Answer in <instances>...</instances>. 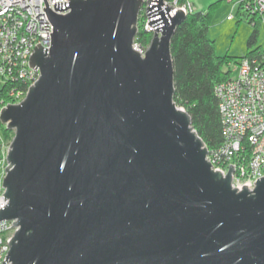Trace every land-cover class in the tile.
Masks as SVG:
<instances>
[{
	"label": "water",
	"instance_id": "water-1",
	"mask_svg": "<svg viewBox=\"0 0 264 264\" xmlns=\"http://www.w3.org/2000/svg\"><path fill=\"white\" fill-rule=\"evenodd\" d=\"M153 32L133 48L143 0L55 1L50 46L19 102L0 220L4 264H264V176L231 184L173 100L170 40L185 12L147 0ZM173 13H170V11Z\"/></svg>",
	"mask_w": 264,
	"mask_h": 264
},
{
	"label": "built area",
	"instance_id": "built-area-1",
	"mask_svg": "<svg viewBox=\"0 0 264 264\" xmlns=\"http://www.w3.org/2000/svg\"><path fill=\"white\" fill-rule=\"evenodd\" d=\"M55 1L68 0H0V110L7 103L19 102L28 86L38 78L39 69L30 66L29 56L37 42L48 49L49 32H52V23L43 7H49L54 12L67 10V7L55 9L52 4ZM167 2L163 0V4ZM172 3L185 13L192 11L187 0L181 4L176 0ZM147 4V0L143 2L138 22L143 23L140 29L152 33L154 28L148 23ZM235 5L236 10L259 16L264 23V0H237L233 7ZM226 17L232 18V13ZM136 34L133 48L143 54L148 43L142 44ZM214 88L218 97L222 141L217 147L207 148L206 158L222 174L229 164L233 165V187L240 189L246 184V187L252 188L254 181L264 176V50L240 57L235 76L217 82ZM10 139L3 137L0 127V207L7 203L2 177ZM15 229L13 219L0 220V264L7 255L9 240ZM4 264L11 263L6 260Z\"/></svg>",
	"mask_w": 264,
	"mask_h": 264
},
{
	"label": "trees",
	"instance_id": "trees-1",
	"mask_svg": "<svg viewBox=\"0 0 264 264\" xmlns=\"http://www.w3.org/2000/svg\"><path fill=\"white\" fill-rule=\"evenodd\" d=\"M176 1L179 4L184 0ZM217 3L218 1L210 3L204 10L187 12L176 25L170 40L173 100L188 112L193 128L208 149L217 147L222 141L218 97L214 86L217 82L230 78L231 63L238 62V57L217 54L214 40L207 35L213 9ZM236 14L252 21L254 25L260 21L259 16L238 8ZM151 34L139 28L136 37H140L142 44L145 45L149 43ZM256 39L255 27L248 38V49L243 56L264 50L255 44ZM0 127L3 137L10 139L13 131L1 122Z\"/></svg>",
	"mask_w": 264,
	"mask_h": 264
},
{
	"label": "rangeland",
	"instance_id": "rangeland-1",
	"mask_svg": "<svg viewBox=\"0 0 264 264\" xmlns=\"http://www.w3.org/2000/svg\"><path fill=\"white\" fill-rule=\"evenodd\" d=\"M173 1L174 0H172V2ZM235 1L237 0H219L214 6L207 35L214 40L215 51L217 54H227L239 58L247 51L248 38L255 27L257 29V39L255 44L264 48V23L259 21L254 25L252 21H249L247 18L239 17L236 14V5L233 7ZM172 2H167V4ZM230 13H232L233 17L228 19L226 16ZM138 24L139 28H142L143 23L139 21ZM138 38L140 40V37ZM231 67V76H235L236 63H231ZM1 170L0 165V173Z\"/></svg>",
	"mask_w": 264,
	"mask_h": 264
},
{
	"label": "crops",
	"instance_id": "crops-1",
	"mask_svg": "<svg viewBox=\"0 0 264 264\" xmlns=\"http://www.w3.org/2000/svg\"><path fill=\"white\" fill-rule=\"evenodd\" d=\"M187 1L191 3L192 10H204L210 3H213L215 1L219 2V0H187Z\"/></svg>",
	"mask_w": 264,
	"mask_h": 264
},
{
	"label": "bare ground",
	"instance_id": "bare-ground-1",
	"mask_svg": "<svg viewBox=\"0 0 264 264\" xmlns=\"http://www.w3.org/2000/svg\"><path fill=\"white\" fill-rule=\"evenodd\" d=\"M143 2H146V0H145V1L143 0ZM23 98H24V97H23Z\"/></svg>",
	"mask_w": 264,
	"mask_h": 264
}]
</instances>
